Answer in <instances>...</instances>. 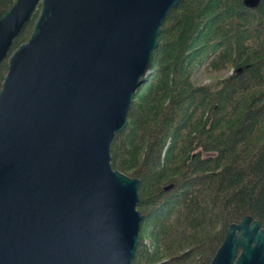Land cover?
<instances>
[{
  "label": "water",
  "instance_id": "95a60500",
  "mask_svg": "<svg viewBox=\"0 0 264 264\" xmlns=\"http://www.w3.org/2000/svg\"><path fill=\"white\" fill-rule=\"evenodd\" d=\"M179 1L14 0L0 10V264H131L139 181L112 168L109 146ZM209 264H264L259 221L230 223Z\"/></svg>",
  "mask_w": 264,
  "mask_h": 264
},
{
  "label": "trees",
  "instance_id": "16d2710c",
  "mask_svg": "<svg viewBox=\"0 0 264 264\" xmlns=\"http://www.w3.org/2000/svg\"><path fill=\"white\" fill-rule=\"evenodd\" d=\"M207 58L209 70L232 73L197 87L190 68ZM109 153L112 168L139 181L131 264H209L227 226L246 215L264 231V0L177 2Z\"/></svg>",
  "mask_w": 264,
  "mask_h": 264
},
{
  "label": "rangeland",
  "instance_id": "374dc122",
  "mask_svg": "<svg viewBox=\"0 0 264 264\" xmlns=\"http://www.w3.org/2000/svg\"><path fill=\"white\" fill-rule=\"evenodd\" d=\"M208 58L206 59V63H195L190 68V81L197 87H200L202 85H210L211 87H213L211 84L220 81L221 79L225 78L226 76L232 73L231 67H226L225 69L220 70L218 72H213L212 70H209L207 65ZM143 241L146 246L148 242H150L148 238H144Z\"/></svg>",
  "mask_w": 264,
  "mask_h": 264
},
{
  "label": "bare ground",
  "instance_id": "6f19581e",
  "mask_svg": "<svg viewBox=\"0 0 264 264\" xmlns=\"http://www.w3.org/2000/svg\"><path fill=\"white\" fill-rule=\"evenodd\" d=\"M147 65H148V64H147ZM147 65H146V67L143 69V72H142V74H143V73H144V71L147 69ZM142 74H141V75H142Z\"/></svg>",
  "mask_w": 264,
  "mask_h": 264
}]
</instances>
